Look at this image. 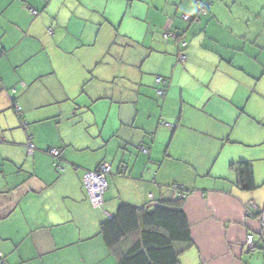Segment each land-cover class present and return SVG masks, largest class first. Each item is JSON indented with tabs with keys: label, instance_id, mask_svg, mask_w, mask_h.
Instances as JSON below:
<instances>
[{
	"label": "crops",
	"instance_id": "obj_1",
	"mask_svg": "<svg viewBox=\"0 0 264 264\" xmlns=\"http://www.w3.org/2000/svg\"><path fill=\"white\" fill-rule=\"evenodd\" d=\"M240 159L255 186L238 183ZM101 161L93 205L81 176ZM173 182L191 238L175 243L179 264H264V0H213L204 14L198 0H0V255L119 264L125 245L108 246L100 222L170 197Z\"/></svg>",
	"mask_w": 264,
	"mask_h": 264
},
{
	"label": "trees",
	"instance_id": "obj_2",
	"mask_svg": "<svg viewBox=\"0 0 264 264\" xmlns=\"http://www.w3.org/2000/svg\"><path fill=\"white\" fill-rule=\"evenodd\" d=\"M212 1L213 0H198L199 12L201 14L206 13ZM202 2L205 3L204 11L201 9ZM34 9L36 12H32V10H30V12L33 14L38 13V10L36 8ZM49 28L51 27H48V29ZM162 30L161 36L163 39H173L170 37H164L162 35ZM178 36L179 34L176 39L180 38L179 41L185 40L184 38ZM186 43V40L185 44L180 43L182 48L183 46H186ZM161 78L162 79L160 81H156L158 83L156 89L164 87L166 90L168 85L167 79L162 76ZM14 91L15 88H11L10 93H13ZM11 100L12 107L18 115L20 126L22 128L26 127L27 121L22 115L20 104L17 103L13 96ZM15 104L19 106L18 109ZM27 141L33 144V148L31 150L27 149V152L31 153L36 146L32 139V134L29 132L26 134V148ZM142 147L146 148L147 151V147L143 144H141L140 149H142ZM52 149H57L58 151L57 155H51L52 163L56 167H61L59 162L56 160V157H59L60 155V149L57 147H47L46 151L50 153V150ZM234 167L237 171V181L241 186H255L252 178L251 164L248 160L240 159ZM171 192L170 197L154 203L151 207H139L122 202L118 204L114 213L100 222L99 232L108 246L116 244L125 245L118 253L119 264H179L178 255L182 246L177 248L175 243L182 242L187 245L191 238L186 214L182 207L179 206V201L182 196H177L173 190ZM2 259L9 264L4 255H0V260Z\"/></svg>",
	"mask_w": 264,
	"mask_h": 264
},
{
	"label": "built area",
	"instance_id": "obj_3",
	"mask_svg": "<svg viewBox=\"0 0 264 264\" xmlns=\"http://www.w3.org/2000/svg\"><path fill=\"white\" fill-rule=\"evenodd\" d=\"M201 9L202 11L205 10V3H201ZM32 12H36V10L32 7H29ZM183 18L189 19L190 15L188 13L182 14ZM51 30V28H49ZM162 35L164 37H170V38H176V33L172 32L168 29H164L162 31ZM181 44H185V40L180 41ZM179 56L181 58L184 57V54L179 52ZM162 78L161 76H156V81H160ZM156 92L159 95H163L165 93L164 87H159L156 89ZM16 105V104H15ZM17 109L19 108L18 105H16ZM33 148V144L29 141H27V149L31 150ZM144 151H146V148L142 147ZM51 155H57L58 151L57 149L50 150ZM111 170V164L109 162H100L95 168L93 169H87L82 174V182L83 186L87 195V198L89 201L94 205H99L103 199L104 191L107 188L108 181H107V174ZM171 188L174 191V193L177 196H183L185 194L184 189L182 188V185L179 183L173 182L171 184ZM259 221L261 223V226L264 227V206L259 211ZM253 234L251 232L247 233L245 236V243L248 247L253 246ZM0 264H8L4 259L0 260Z\"/></svg>",
	"mask_w": 264,
	"mask_h": 264
},
{
	"label": "rangeland",
	"instance_id": "obj_4",
	"mask_svg": "<svg viewBox=\"0 0 264 264\" xmlns=\"http://www.w3.org/2000/svg\"><path fill=\"white\" fill-rule=\"evenodd\" d=\"M117 25H118V22H117Z\"/></svg>",
	"mask_w": 264,
	"mask_h": 264
}]
</instances>
